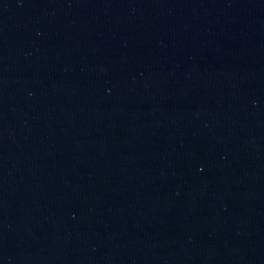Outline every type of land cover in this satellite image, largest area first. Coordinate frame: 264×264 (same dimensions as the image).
Returning <instances> with one entry per match:
<instances>
[{
	"label": "water",
	"instance_id": "water-1",
	"mask_svg": "<svg viewBox=\"0 0 264 264\" xmlns=\"http://www.w3.org/2000/svg\"><path fill=\"white\" fill-rule=\"evenodd\" d=\"M0 264H264V0H0Z\"/></svg>",
	"mask_w": 264,
	"mask_h": 264
}]
</instances>
